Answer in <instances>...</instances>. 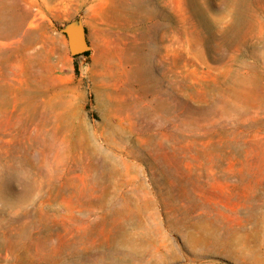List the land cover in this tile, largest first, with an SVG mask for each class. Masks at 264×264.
Returning a JSON list of instances; mask_svg holds the SVG:
<instances>
[{
  "label": "rangeland",
  "instance_id": "rangeland-1",
  "mask_svg": "<svg viewBox=\"0 0 264 264\" xmlns=\"http://www.w3.org/2000/svg\"><path fill=\"white\" fill-rule=\"evenodd\" d=\"M0 264H264V0H0Z\"/></svg>",
  "mask_w": 264,
  "mask_h": 264
},
{
  "label": "water",
  "instance_id": "water-1",
  "mask_svg": "<svg viewBox=\"0 0 264 264\" xmlns=\"http://www.w3.org/2000/svg\"><path fill=\"white\" fill-rule=\"evenodd\" d=\"M71 49L74 54H79L84 51L85 45L83 41H72L71 42Z\"/></svg>",
  "mask_w": 264,
  "mask_h": 264
},
{
  "label": "trees",
  "instance_id": "trees-1",
  "mask_svg": "<svg viewBox=\"0 0 264 264\" xmlns=\"http://www.w3.org/2000/svg\"><path fill=\"white\" fill-rule=\"evenodd\" d=\"M89 53L87 52L86 55H88ZM75 71L78 74L79 73V67H78V63L75 62Z\"/></svg>",
  "mask_w": 264,
  "mask_h": 264
}]
</instances>
